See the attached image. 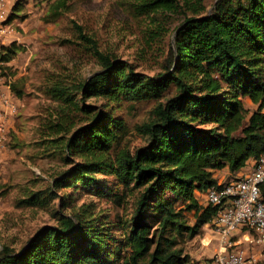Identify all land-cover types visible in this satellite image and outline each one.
Returning <instances> with one entry per match:
<instances>
[{
	"label": "trees",
	"instance_id": "1",
	"mask_svg": "<svg viewBox=\"0 0 264 264\" xmlns=\"http://www.w3.org/2000/svg\"><path fill=\"white\" fill-rule=\"evenodd\" d=\"M130 9L157 36L177 23L165 64L146 75L95 49L99 72L54 86L58 110L45 135L68 168L21 204L59 199L58 223L19 253L5 248L0 264H195L185 244L219 210L202 202L205 192L230 180L224 170L235 175L264 155V0H217L210 11L204 0H130ZM19 50L0 44V63ZM152 102L147 143L131 149L119 112ZM64 188L110 198L123 214H64Z\"/></svg>",
	"mask_w": 264,
	"mask_h": 264
},
{
	"label": "rangeland",
	"instance_id": "2",
	"mask_svg": "<svg viewBox=\"0 0 264 264\" xmlns=\"http://www.w3.org/2000/svg\"><path fill=\"white\" fill-rule=\"evenodd\" d=\"M204 1L208 11L217 2ZM15 2L6 3L4 26L11 32L0 37V44L16 42L20 46L10 63H0V255L5 248L19 253L38 230L58 223L59 199L44 207L21 204L32 193L49 191L55 177L68 168L64 156L45 135L58 110L51 93L54 86L74 87L99 72L101 63L95 49L133 64L141 73L155 75L165 64L177 25L174 23L167 35L157 36L143 19L135 17L130 0H21L19 11L12 10ZM82 33L96 46L83 39ZM14 86L22 96L13 91ZM87 103L101 106L104 102L93 98ZM155 105H124L119 112L127 123L126 142L131 149L147 143L141 126ZM12 107L16 111L12 112ZM236 175L240 173L223 178L233 180ZM58 194L66 198L67 215L78 211L96 217L109 214L113 220L117 212L123 214L110 198L87 190L64 188ZM207 226L185 244L195 264L213 263L219 235ZM260 259L264 264V247Z\"/></svg>",
	"mask_w": 264,
	"mask_h": 264
},
{
	"label": "built area",
	"instance_id": "3",
	"mask_svg": "<svg viewBox=\"0 0 264 264\" xmlns=\"http://www.w3.org/2000/svg\"><path fill=\"white\" fill-rule=\"evenodd\" d=\"M7 0H0V15L6 10ZM11 29L1 28V34ZM0 34V35H1ZM6 104L9 99L5 100ZM16 111L12 107V112ZM3 137L0 136V143ZM264 155L253 160V170L241 177L234 178L204 194L208 204L218 206V214L212 227L219 235L218 249L214 264H253L247 249L234 240L237 232L248 227L245 241L264 244Z\"/></svg>",
	"mask_w": 264,
	"mask_h": 264
},
{
	"label": "crops",
	"instance_id": "4",
	"mask_svg": "<svg viewBox=\"0 0 264 264\" xmlns=\"http://www.w3.org/2000/svg\"><path fill=\"white\" fill-rule=\"evenodd\" d=\"M10 1V2H15L16 0H7V2ZM6 2V3H7ZM7 11H8V8H7V4H6V10L4 12L3 15H0V32H1V28H5L4 26V23H5V20L7 18ZM1 34V33H0ZM3 35L1 34L0 37H2ZM253 170V161L249 163L248 167L245 168V169H242V171H240V175H236L235 178H238V177H241L249 172H251ZM239 173H236V174H239ZM225 174H229V171L228 170H224L222 176L226 178ZM208 227V226H207ZM246 234V231L245 230H241L240 232H237L234 240L236 242H238L239 245L245 247L247 249V252L250 256V259H251V262H253V264H261L260 261V256H261V248L264 247V244H257L255 242H247L245 241V238H244V235ZM218 247L215 249V253L217 251ZM214 253V255H215ZM214 264V261L213 263Z\"/></svg>",
	"mask_w": 264,
	"mask_h": 264
}]
</instances>
